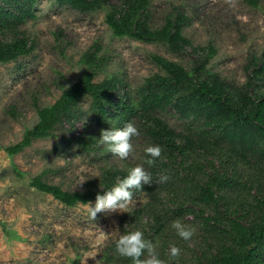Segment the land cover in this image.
I'll list each match as a JSON object with an SVG mask.
<instances>
[{"label": "trees", "instance_id": "1", "mask_svg": "<svg viewBox=\"0 0 264 264\" xmlns=\"http://www.w3.org/2000/svg\"><path fill=\"white\" fill-rule=\"evenodd\" d=\"M247 1L258 6L257 0ZM37 2L0 0V64L33 52V40L22 28L36 17ZM58 2L80 12H105V22L117 38L163 44L176 56L189 51L193 66L188 70L154 55L162 73L146 78L132 94L118 77L95 81L104 65L97 43L81 59L87 67L83 76L53 105L39 107V122L25 131L20 142L6 147V153L14 157L35 141L52 137H62L85 152H104L107 146L98 141L100 130L131 122L148 146L162 148V155L151 166L147 155L146 171L153 183L142 191L133 190V195L144 192L148 200L125 214L121 235L141 230L169 264H264V51L250 56L247 79L238 86L210 69L217 53L214 46L197 47L184 36L188 25L184 12H171L156 28L153 0ZM86 98L91 100L98 128L90 131L87 125V133L66 139ZM170 110L185 123L182 129L173 128L164 118ZM131 168L108 167L99 185L85 192L66 191L44 181L43 174L29 185L73 208L95 202L98 193L110 190ZM162 175L169 179L160 182ZM175 220L195 227L191 240L177 235L171 227ZM173 245L181 250L175 258L170 256ZM102 261L131 264L116 252L115 241Z\"/></svg>", "mask_w": 264, "mask_h": 264}, {"label": "rangeland", "instance_id": "2", "mask_svg": "<svg viewBox=\"0 0 264 264\" xmlns=\"http://www.w3.org/2000/svg\"><path fill=\"white\" fill-rule=\"evenodd\" d=\"M257 2L253 7L247 0H153L152 22L159 28L171 12H184V36L194 46H214L210 69L240 86L247 79L250 56L264 51V0ZM35 14L22 28L33 40V52L0 64V264H83L86 254L97 255L87 264H103L108 246L121 235L125 214L143 206L147 193L133 195L122 212L98 213L92 220L86 205L67 207L29 182L43 174L44 181L66 191L85 192L99 185L110 166L142 165L146 170L148 141L142 132L133 137V151L126 159L108 150L85 152L62 137L37 140L14 157L5 148L20 142L39 122V107L53 105L83 76L87 67L81 59L97 43L104 65L95 81L118 77L132 94L146 78L162 73L154 55L188 70L194 58L189 51L176 56L163 44L115 37L103 11L80 12L58 0H38ZM164 115L173 128L184 127L173 111ZM87 125L90 131L98 128L89 98L81 102L66 139L87 133Z\"/></svg>", "mask_w": 264, "mask_h": 264}, {"label": "clouds", "instance_id": "3", "mask_svg": "<svg viewBox=\"0 0 264 264\" xmlns=\"http://www.w3.org/2000/svg\"><path fill=\"white\" fill-rule=\"evenodd\" d=\"M67 87L69 86L65 85L64 89ZM138 135V129L129 122L122 128L101 129L98 141L106 145L107 150L112 154L120 159H126L133 151L132 139ZM145 153L151 157L146 161L151 166L161 157L162 148L159 145H149L145 148ZM168 179L166 175H162L160 182H166ZM152 183L151 174L142 165H137L131 168L125 177H118L110 190L104 191L103 194L98 193L94 205L88 202L85 210L92 220H95L98 213L122 212L133 202V190L142 191L144 185L151 186ZM171 227L185 241L191 240L196 232L194 226L184 224L180 220L173 221ZM101 233L106 235L102 231ZM115 250L121 257L129 258L131 264H169V261L160 258L156 245L151 240L145 239L141 230L127 231L120 235L115 241ZM180 252V248L174 245L170 247L171 257H178ZM96 256L86 254L83 264H87L89 258L95 259Z\"/></svg>", "mask_w": 264, "mask_h": 264}]
</instances>
